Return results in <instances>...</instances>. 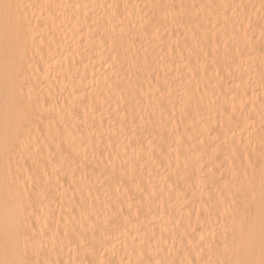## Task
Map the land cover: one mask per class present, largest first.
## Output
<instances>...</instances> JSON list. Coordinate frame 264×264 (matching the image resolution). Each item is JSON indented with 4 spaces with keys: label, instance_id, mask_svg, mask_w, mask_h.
<instances>
[{
    "label": "snow or ice",
    "instance_id": "obj_1",
    "mask_svg": "<svg viewBox=\"0 0 264 264\" xmlns=\"http://www.w3.org/2000/svg\"><path fill=\"white\" fill-rule=\"evenodd\" d=\"M21 7L29 5L0 0V39L4 44L5 59L3 96L0 100V147L9 159L0 186L3 196L0 264H117L112 259L92 257L103 255L102 250H107L108 245L114 249L112 231L123 230L122 234L127 236L131 231L130 225L136 229V234L131 237L133 253L139 255L135 264H264V136L260 138L257 153L251 147L250 137L244 135L252 126V109L249 107L252 100L248 85L243 84L236 69L243 62L245 49L238 43L231 50L225 45L221 54L218 42L207 35L205 22L199 16L195 18V23L192 17L185 19V9L195 6L176 3L175 0L145 4L143 7L125 3L123 7L126 15H121L116 23L108 21L111 31L107 35L101 33L99 43L102 52H108L102 62L107 64L111 75L116 77L113 84L109 85L110 88L122 94L125 92V88L121 87L123 82L143 98L144 84L147 83L149 101H160L163 109L165 97L172 103V81L178 78L169 79L166 71L167 61L174 56L188 69L190 78L196 80V91H199L200 83L197 78L207 76L209 83L205 88L211 86L219 89L220 95L229 98L216 108L215 125L204 126L200 120L193 119L192 124L181 133L179 124L169 119L173 125L169 132L176 137L175 155L173 157L169 152L157 157L151 139L144 137L147 140L146 146L143 140L136 139L139 133L146 131V125L152 123L151 113L145 119L146 108L134 112L129 120L127 107L121 118L119 107L114 115L109 103L108 127L105 129L103 104H98L94 99L89 101L87 96H80V104L85 109L81 114L77 105L71 102L60 103L63 89L59 92L52 90L59 73L56 77L50 75L52 65L48 62H45L44 68L34 67L28 57V42L33 26L30 19L14 11ZM105 7L114 8L118 13L121 5L109 4ZM129 7L140 9L141 14L128 12ZM149 7L159 9V14L144 13L143 9ZM219 7L235 11L248 6L238 3ZM261 9L264 10V0H261ZM133 16H136L135 20L130 18ZM112 19H116L115 13ZM126 19L129 27L137 31L129 34L124 44L123 29L118 32L117 24L123 25ZM228 19L225 16V30ZM261 21H264V16H261ZM208 23L211 25V21ZM232 23L234 33L235 24H240V35L245 40L249 30L259 27L261 79L264 82V22L254 25L251 16L245 14ZM169 25L174 26L172 33H176L179 28L192 32V41H185L182 45L179 40L172 39L169 36ZM196 28L205 31L201 39L208 40L213 47L202 46ZM89 30L91 38V26ZM145 42L153 47V51L159 49L165 55L149 57ZM193 55L196 57L194 66L191 64ZM9 62L13 64L11 78L8 76ZM175 71L179 73L180 68L176 67ZM108 79L105 76L106 83ZM213 79L216 81L214 85L211 84ZM237 80L241 83L237 84ZM76 91L73 87L70 95ZM184 95L190 97L192 92L186 89ZM64 99L67 101V97ZM210 102L216 104L215 99ZM98 111L100 120L97 124ZM171 116H175V104L172 105ZM163 119L162 111L161 121ZM85 128L91 136L99 129L100 136L103 138L106 135L108 138L103 149L99 144L93 146L91 160L87 147H83V154L77 150L85 145ZM45 129L50 136V139L45 137L48 141L47 155H43L44 149L34 136V131L44 132ZM261 129L264 131V98L261 99ZM191 140L196 141L200 150L195 156L198 168H193L189 173L187 164L182 166L180 163V146ZM66 142L68 147H65ZM121 146L122 158L119 151ZM189 147L192 145L189 144ZM129 150L131 157L128 155ZM114 153L116 158H120L119 167ZM13 156L18 161H24L23 165L17 164L15 171L10 165ZM173 159L176 162V179L173 180L172 175L166 176V179L172 181L177 191L183 186L198 187L200 199L199 208H195L196 201H192L194 207L187 212V225L184 224L183 209L180 218L167 220V224L173 225L175 234L170 237L171 248H166L161 246L168 242L163 235L157 239L155 231L149 232L141 223V217L146 220L152 213L151 203L163 199V191L158 192L157 186L153 185L149 192L137 180L139 173L149 165L155 170L157 160L167 171L173 167ZM165 160L168 161L167 165ZM25 167L27 173L24 172ZM197 173L199 185L195 183ZM64 177L68 179L65 184H61L60 180ZM129 184L134 185L140 193L139 199L135 194H130L131 187H125ZM93 189L96 195H93ZM183 195L187 203V192ZM57 209L60 210V219L56 218ZM193 213L197 220L194 227L190 223ZM62 221L63 228L60 227ZM38 223L41 226L37 229ZM65 246L69 253L75 252L77 259L65 261L59 257ZM173 251H192L195 256L191 260L176 261L169 258ZM53 253L56 259L51 258ZM160 253L165 255L161 256ZM119 264L125 262L120 261ZM127 264H133V261L129 259Z\"/></svg>",
    "mask_w": 264,
    "mask_h": 264
},
{
    "label": "bare ground",
    "instance_id": "obj_2",
    "mask_svg": "<svg viewBox=\"0 0 264 264\" xmlns=\"http://www.w3.org/2000/svg\"><path fill=\"white\" fill-rule=\"evenodd\" d=\"M12 3L29 5V7H21L15 9L17 15H23L27 19L32 21L33 32L32 36L29 38L28 42V57L31 58V63L34 67H45V62L52 65L50 75L56 77L57 73L59 76L56 78L53 84V92H59L63 89V94L60 99V103L64 104L66 102H71L78 106V110L81 114L84 113L85 109L80 104L79 97L87 96L89 101L93 99L98 104L104 105V117H105V129L108 127L107 117L109 115L108 104H111V112L115 115L117 108L119 107V114L122 115L127 107L129 112V120L134 112H140L141 109L146 108L147 111L144 112L145 119L149 118V113H151V124L146 125V131L138 134L136 139L143 140L145 146L147 145V140L144 137L152 140L153 150L157 157L162 153L167 154L172 153L173 157L175 155L174 149L177 147L175 144V139L169 129L173 126L169 123V119L175 121L179 124V129L181 133H184L185 127L192 124L193 119L200 120L201 124L204 126L215 125L216 123V108L222 104L226 103L229 98L223 97L219 94V89L209 86L205 88V85L209 83L207 76L203 78L198 77L199 91H196V80H192L188 74V69L180 64L177 58L174 56L171 60H168V71L169 79L172 77H178L172 81V103L168 102V99L164 98V108H161L160 101L153 99L151 102L147 97V89L149 85L144 84L145 95L142 98L136 95L130 88H128L123 82H121V87L125 88L124 93H118L114 88H110L109 85L113 84L116 77L111 75V70L107 67V64L103 63L104 57L108 55L107 51L101 50L99 43V37L101 33L107 35L111 31V24L108 23L112 20V23H116L121 15H126L124 4H138L141 7L153 3H168L172 0H11ZM176 3L183 2L185 5H194L195 7H188L185 9L187 20L188 17H192L193 23H195V18L199 16L200 20L205 22V29L207 30V35L212 39L216 40L219 44L220 52L223 54L225 45L229 50L234 49L238 43L242 49H245V55L243 62L236 69L243 80L244 85H248V93L251 97L252 104L249 106L252 109V126L245 132L246 137L251 139V147L255 151L259 152L260 138L264 136V131L261 129V99L264 98V82L261 79V39L259 27H254L253 30H249L247 39L245 40L240 35V24H235L236 32H233L232 21L242 18L245 14L251 16L253 24L256 25L261 21V16H264V10L261 9V0H175ZM238 3H243L248 7L246 9L233 10L231 8L219 7V5H234ZM109 4H120V10L117 13L116 9H109L105 7ZM49 5H52L49 7ZM204 5H212V7H202ZM128 12L135 11L137 15L141 14L140 9L133 10L131 7L127 9ZM144 13L152 14L153 12L159 14V9L144 8ZM116 14V19L113 20V14ZM225 16H227L228 22L225 30ZM135 20L136 16L130 17ZM208 21H211V25H217V27H212ZM217 22H219L217 24ZM91 26L92 35L90 38ZM173 25H169V36L172 39H177L183 43L185 41L191 42L193 39L192 32L186 31L184 28H179L176 33H172L171 29ZM123 29V40L122 43L126 44L128 35L135 34L137 29L131 28L128 25L127 19L123 25L117 24L118 32ZM197 38L201 39L205 35V31L196 28L195 29ZM216 33L217 35H213ZM236 39L233 40V36ZM34 37V38H33ZM155 43V41H153ZM202 46L213 47L208 40L201 39ZM139 47V44H137ZM145 47L148 49L149 57L154 55H165L161 53L159 49L153 51V47L149 46L145 42ZM185 56H188L187 51H185ZM43 58V59H42ZM173 60L176 62L173 63ZM191 64L194 66L196 64V57L193 55L191 59ZM179 67L180 72L177 73L175 68ZM13 73V64L9 62L8 64V76L11 78ZM105 76H108V82H105ZM5 79V59H4V44L2 39H0V100L3 96V86ZM154 83V81H153ZM216 81L213 79L211 84L214 85ZM237 84L241 81L237 80ZM75 87L77 90L75 94L70 95L72 88ZM190 90L192 95L190 97L185 96V90ZM214 92L216 95H214ZM219 96V98H217ZM67 97V101L64 99ZM203 97V99H201ZM215 99L216 104L213 105L210 101ZM105 100L107 103H105ZM175 104V116H171L172 105ZM187 106L182 112L181 109ZM163 111V121H161V112ZM100 120V112L96 113L97 124ZM0 122H2V112H0ZM91 123V120L89 121ZM83 135L86 137L85 145L81 146L77 150L81 151L83 154V147H87V152L89 159L92 158L93 146L99 144L100 148L103 149L107 144V136L103 138L100 136V130L94 136L89 135V130L84 129ZM215 135V134H213ZM34 136L38 138V142L44 149L43 155H47V139H50L47 129L44 132L34 131ZM115 138V137H113ZM189 144L192 147H189ZM69 145L65 143V147ZM171 146V148L169 147ZM200 150V146L197 145L195 140L185 141L183 145L180 146L181 155V165L187 164L188 172L191 173L193 168H198V164L195 162V156ZM121 158L123 157V147L119 149ZM185 154L187 155V160L185 159ZM99 153L97 152V156ZM129 157L132 156L131 150L128 153ZM114 159L117 167L120 165V158L115 157ZM207 160V157H205ZM24 164L23 160H17L15 156L12 157L10 165L13 171L16 170L17 164ZM31 163V161H29ZM168 161L165 160V165ZM175 160L173 159L172 168H168L165 171L164 166L159 165V160H157V166L153 170V166L145 168L139 173L137 183H140L142 187H145L149 192L153 185L157 186V191H163V199L159 202L153 201L151 203L152 213L148 215L145 220L141 217V223L144 228L149 232L155 231L157 239L163 235L167 244H162V247L171 248L172 241L171 236L174 235V229L172 224H167V220L171 218H180L181 210L184 212V224L189 223L187 212L193 209L192 201L195 200V208H199L200 192L198 187L191 188L189 186H183L179 191H177L172 185V181H168L166 176L172 175L173 180L176 179L174 173L176 172ZM9 166V159L4 154L3 148L0 147V186H2L5 169ZM24 172L27 173V167L24 168ZM151 173V176L149 175ZM183 175V168L181 170ZM199 173H197V178L195 183L199 185L200 181L198 179ZM67 177L61 178L60 183L65 184ZM258 183V177H257ZM125 187H131L132 193L140 198V193L137 192L134 185L129 184ZM187 192V203L184 202L183 193ZM171 193V199L169 194ZM195 193V195H193ZM86 194V193H85ZM93 195H96L95 189H93ZM147 200V193L144 194ZM179 197V199H177ZM2 191H0V228L3 227V208H2ZM134 210V209H133ZM125 211L127 212V206H125ZM67 216V212L64 213ZM56 218L60 219V210L57 209ZM191 225L194 227L197 224L196 216L193 213L190 221ZM41 225L36 224L37 229ZM60 227H64V222L62 221ZM130 233L125 236L122 234L123 230L112 231V236L114 239L112 243L115 244V248L112 249L111 245H108L107 250H102L103 255L92 257L96 259H112L117 261H127L130 259L135 264V261L139 259L138 253H133L132 245V235L136 234L135 226L130 225ZM190 230V229H189ZM142 235V233H141ZM155 244L156 241L154 240ZM177 247L179 245L177 244ZM139 248V245H137ZM155 255V253H151ZM161 256L165 255L160 253ZM195 256L192 251H185L182 253H177L173 251L171 257L172 260L179 261L181 259L191 260ZM59 257L65 261L69 259H77L75 252L69 253L68 248L65 246L63 251L59 253ZM43 259V257H41ZM52 259H56L55 253L51 255Z\"/></svg>",
    "mask_w": 264,
    "mask_h": 264
}]
</instances>
